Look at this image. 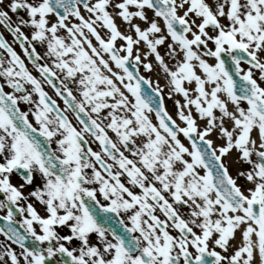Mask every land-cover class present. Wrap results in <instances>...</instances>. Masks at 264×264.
Here are the masks:
<instances>
[{"label":"snow or ice","instance_id":"obj_1","mask_svg":"<svg viewBox=\"0 0 264 264\" xmlns=\"http://www.w3.org/2000/svg\"><path fill=\"white\" fill-rule=\"evenodd\" d=\"M0 264H264V0H0Z\"/></svg>","mask_w":264,"mask_h":264},{"label":"rangeland","instance_id":"obj_2","mask_svg":"<svg viewBox=\"0 0 264 264\" xmlns=\"http://www.w3.org/2000/svg\"><path fill=\"white\" fill-rule=\"evenodd\" d=\"M235 170V165H233V171Z\"/></svg>","mask_w":264,"mask_h":264}]
</instances>
